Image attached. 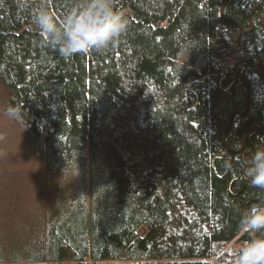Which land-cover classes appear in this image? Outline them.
<instances>
[{
    "label": "trees",
    "instance_id": "trees-1",
    "mask_svg": "<svg viewBox=\"0 0 264 264\" xmlns=\"http://www.w3.org/2000/svg\"><path fill=\"white\" fill-rule=\"evenodd\" d=\"M73 3L0 0L4 112L59 179L0 264H235L240 214L264 202L245 175L264 145V0H114L118 42L66 58L32 16Z\"/></svg>",
    "mask_w": 264,
    "mask_h": 264
},
{
    "label": "clouds",
    "instance_id": "clouds-1",
    "mask_svg": "<svg viewBox=\"0 0 264 264\" xmlns=\"http://www.w3.org/2000/svg\"><path fill=\"white\" fill-rule=\"evenodd\" d=\"M32 25L44 40L56 46L63 57L103 51L114 46L128 27L114 0H74L62 19L42 5L32 16ZM6 115L17 119L19 111L9 106ZM3 136H0V140ZM249 185L264 190V145H258L245 164ZM238 230L250 237L233 252L235 264H264V202L248 206L240 214ZM223 256V253H220ZM220 257H215L218 261Z\"/></svg>",
    "mask_w": 264,
    "mask_h": 264
},
{
    "label": "rangeland",
    "instance_id": "rangeland-1",
    "mask_svg": "<svg viewBox=\"0 0 264 264\" xmlns=\"http://www.w3.org/2000/svg\"><path fill=\"white\" fill-rule=\"evenodd\" d=\"M4 99L0 94V251L7 256L17 254L18 244L33 234L35 238L40 222L29 220L48 214L47 198L59 179L41 172L30 141L8 120ZM61 264L79 263L63 260Z\"/></svg>",
    "mask_w": 264,
    "mask_h": 264
}]
</instances>
